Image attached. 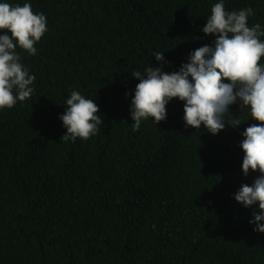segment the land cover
Segmentation results:
<instances>
[{
	"label": "trees",
	"instance_id": "1",
	"mask_svg": "<svg viewBox=\"0 0 264 264\" xmlns=\"http://www.w3.org/2000/svg\"><path fill=\"white\" fill-rule=\"evenodd\" d=\"M5 2L30 3L48 31L36 55L17 49L35 76L31 97L0 109V264H264V233L249 223L258 206L234 199L259 176L241 171L249 110L231 105L241 124L216 135L185 127L175 98L158 124L133 131L130 116L132 73L176 72L213 46L202 29L221 0ZM223 3L251 8L249 26L264 30V0ZM72 91L103 119L86 141L61 140Z\"/></svg>",
	"mask_w": 264,
	"mask_h": 264
},
{
	"label": "clouds",
	"instance_id": "2",
	"mask_svg": "<svg viewBox=\"0 0 264 264\" xmlns=\"http://www.w3.org/2000/svg\"><path fill=\"white\" fill-rule=\"evenodd\" d=\"M251 15V8L229 12L223 0L215 3L202 29L215 37L213 46L204 45L191 52L188 62L176 72L166 73L151 66L144 74L134 71L132 77L139 83L131 99L130 116L133 131L150 117L158 124L166 119V106L175 98L183 102L185 127L199 129L203 125L216 135L226 123L231 127L241 124L229 113L230 106L239 101L241 110L247 108L257 122L242 133L241 171L245 177L249 171L259 176L251 186L242 184L234 199L244 207L258 206L249 223L256 225L254 231L264 233V223H260L264 221V64L260 62L264 58V30L258 23L249 26ZM47 31L46 16L34 13L30 3H0V32L6 33L0 35V109H11L31 97L35 76L21 63L17 49L36 55L35 45ZM154 57L164 61L161 52ZM66 104L60 116L66 129L61 140L86 141L100 131L103 119L95 100L72 91Z\"/></svg>",
	"mask_w": 264,
	"mask_h": 264
}]
</instances>
